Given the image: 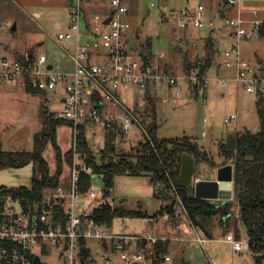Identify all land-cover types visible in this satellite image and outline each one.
<instances>
[{"label": "rangeland", "instance_id": "1", "mask_svg": "<svg viewBox=\"0 0 264 264\" xmlns=\"http://www.w3.org/2000/svg\"><path fill=\"white\" fill-rule=\"evenodd\" d=\"M82 2L93 12L101 15L107 14L112 9L109 0H82ZM124 2L129 8L127 19L131 23V31L136 30L137 34L129 32V48L136 58L140 56L141 51L146 54L156 51L158 55L153 60H158L162 67L178 74L185 71L183 64H185L184 58H187L192 62H198L192 67H195L199 73L207 45L213 46V58L204 72L208 78L204 93L193 97L186 87L182 86L181 95L177 102H174L172 90L161 88L159 92L153 91L149 98L144 97L136 103L140 91L133 88L127 92L128 104L142 114L144 121L152 115L156 116L158 136L187 135L203 150L207 160H202L201 165L196 164L194 175H213V168L220 159L221 162H225L230 158L220 156V142L224 144L229 133L235 134L237 131L245 130L255 132L259 129V111L264 112V34L255 30L250 38L240 41L241 55L250 63L257 78L255 90L250 92L235 81L234 68L225 66L223 53L216 49L219 43H224L226 46L232 43L228 30L223 26V20L217 17V0H202L206 5L207 14L216 16V27L212 30L191 27L190 32L197 38L196 46L178 44L172 27L161 20L160 10L181 6L187 2L194 4L197 0H124ZM238 8L243 9L242 14L246 18L256 17L264 21V0H241L230 6L226 13L233 15ZM35 9L40 11L39 16L33 14ZM253 10H256V16ZM224 13L220 12L221 15ZM68 25L69 12L65 0H0V54L13 56L16 53L30 51L36 56L44 52L49 61L58 63L60 69L70 70L71 61L50 38V34L55 35L61 30H66ZM259 57L261 62H258ZM257 89L263 93L257 94ZM164 94L168 97L167 101H163ZM62 96L61 88L35 93L19 86L14 79H1V148L31 150L34 134L43 128L46 114L53 113L56 116L62 114L64 107ZM235 112H237L236 122L224 120ZM79 129L78 135L82 129L95 162L102 163L101 148L105 143L106 130L92 124L80 126ZM75 134V128L71 123H59L55 126L53 137L51 136L52 138L50 137L45 144L43 157L49 174H57L60 169L57 185L48 186L51 190L67 189L73 157L74 163L77 164L83 159L86 160V153L78 148V144L74 147ZM113 143L116 151L126 153L132 152L134 148L144 147L146 141L143 140L142 132L133 128L127 132L116 133ZM70 152L71 158L68 160L67 155ZM111 159L115 160L116 155H112ZM33 172L32 162L21 167L1 169L0 187H29ZM90 178V187L112 207L123 206L149 215L116 216L110 225L114 231L142 233L150 231L156 236L167 237L166 249L159 252V264H257L256 256L261 252L257 255L249 249L234 252L227 241L216 239L224 238L223 233L214 232V239H207L204 246L196 241L181 240L182 232H187L190 238L194 234L186 222L184 211L181 216L175 212L177 204L182 207L180 195L173 189L171 193L174 194V199L164 197V184L160 180L153 181L148 172L114 174L112 186L107 193L101 175L94 173ZM160 208L161 213L167 210L171 216L157 215ZM229 210L231 212L229 227L234 232L240 231L242 237L246 238V229L241 222L238 203L234 197L231 198ZM218 217L219 214L206 217V228L211 230V225L219 222ZM173 222H180V225H175ZM86 243L91 250L96 251L100 242L97 239H87ZM149 246L147 244L146 248ZM146 250L148 253V249ZM165 254L170 256L169 260L164 259ZM41 258L48 264H61L55 253H42ZM142 264L155 263L152 258L147 257ZM259 264H264V257L259 259Z\"/></svg>", "mask_w": 264, "mask_h": 264}, {"label": "built area", "instance_id": "2", "mask_svg": "<svg viewBox=\"0 0 264 264\" xmlns=\"http://www.w3.org/2000/svg\"><path fill=\"white\" fill-rule=\"evenodd\" d=\"M239 2L241 0H217V17L223 20L232 40L228 46L222 44L221 52L225 66L235 70V81L252 92L257 78L250 63L241 55L240 41L250 38L255 30L259 32L264 21L246 18L241 8L233 15L226 13L230 6ZM109 3L112 9L101 15L86 12L82 0H71L68 28L50 34L71 61L70 70L60 69L44 52L36 56L30 51L13 56L0 54V80L14 79L19 86L41 91L63 90L61 116L75 128L74 147L78 144L79 127L89 124L116 133L137 128L143 140L150 142L146 121L128 104L127 92L137 88L141 92L137 95L138 103L144 97L149 98L153 91L167 88L177 100L182 86L196 97L197 88L201 87L204 93L208 83L207 76L197 73L195 67L180 74L162 68L158 60H153L158 55L156 51L149 54L141 51L136 58L129 48V32L137 35L136 30L131 31L127 19L129 8L124 0H109ZM253 14L257 15L256 10ZM160 18L172 27L180 45H197L191 27L211 30L216 27V16L207 14L202 0L161 9ZM221 82L224 81L221 79ZM147 91L149 97H146ZM162 98L168 100L166 94ZM236 119L237 112L224 120L236 122ZM94 173L85 159L77 164L73 157L67 189L51 190L47 186L34 202L25 195H13L0 188V264H34L36 256L45 262L41 254L48 252L55 253L61 264H142L148 253L140 243H155L162 238L150 231L117 232L95 218V208L107 202L92 187L83 189L81 185L82 175ZM180 202L184 214L190 218L181 198ZM160 215L171 216L167 210ZM191 223L194 240L204 246L208 236ZM87 239H97L100 242L98 250H91ZM224 239L233 251L249 249L248 241L234 232H227ZM164 259L169 260L170 256L165 254Z\"/></svg>", "mask_w": 264, "mask_h": 264}, {"label": "trees", "instance_id": "3", "mask_svg": "<svg viewBox=\"0 0 264 264\" xmlns=\"http://www.w3.org/2000/svg\"><path fill=\"white\" fill-rule=\"evenodd\" d=\"M207 47L214 51L211 44ZM216 49L219 50V45ZM202 60L200 74H204L208 63L211 61L204 56ZM184 62L185 70L198 64L197 61L192 62L187 58H184ZM25 89L35 93L41 92V90L29 86ZM197 93H201V87L197 88ZM259 116L260 123L257 131H237L233 137L232 146L228 148L224 143L222 148L226 157L234 158V198L238 203L241 222L246 229L249 250L256 255L261 252L256 256L257 264H259V259L264 257V112L262 110L259 111ZM65 122L70 123L61 115L46 114L43 128L34 134L31 150H5L0 146V170L8 167H21L30 162L34 164L32 182L29 187H0L3 192L25 195L31 202H34L41 197L43 188L57 185L60 169L57 174H49L47 163L43 157V150L48 139L53 137L55 126ZM146 124L151 141H147L142 148H134L133 151L131 150L132 152L116 151L113 143L116 132L107 131L104 146L101 148L103 160L100 164L95 162L81 129L78 135V148L86 153V162L93 167L94 172L102 176L105 192L107 193L112 186L114 174L123 172L136 174L145 171L151 175L153 181H162L164 197L174 199V194L171 192L175 189L187 209L190 208L193 212H199L210 207L206 199L188 195L185 187L173 185L174 179L180 172L182 153L191 154L197 161L199 158H207L203 150L187 135L180 137L158 136V122L155 115L147 119ZM112 155H116L115 160L111 159ZM67 158L70 160L71 152L68 153ZM90 180L89 175H82L81 185L83 189L90 187ZM161 211L160 208L157 215L161 214ZM121 215L149 216L145 212L126 209L123 206L112 207L108 202L101 204L94 210L95 218L108 225L112 224L114 217ZM206 217L208 216L200 214L197 218L206 225ZM166 242V240L160 239L155 243L141 242L140 246L148 249L147 257L152 258L155 264H159V252L166 249ZM147 244L150 246L146 248Z\"/></svg>", "mask_w": 264, "mask_h": 264}, {"label": "water", "instance_id": "4", "mask_svg": "<svg viewBox=\"0 0 264 264\" xmlns=\"http://www.w3.org/2000/svg\"><path fill=\"white\" fill-rule=\"evenodd\" d=\"M110 16L106 18L105 22H108ZM15 26L13 25V28ZM259 32L264 34V23L260 25ZM10 51V49H9ZM214 51L207 47L205 50L204 57L208 59L213 58ZM258 62H261V58H258ZM262 91L257 89V94H261ZM146 97H149V92H146ZM234 134L229 133L226 140L228 148L232 146ZM228 158L225 162L217 163L213 168V178H196L194 175V157L184 152L181 156L180 161V172L179 175L174 179L176 186L185 187L188 195H193L196 198L206 199L207 202H214L210 207L204 208L199 212H193L192 209L188 210V215L191 221L198 225L202 231L211 237L210 232L206 228V225L198 220V215H216L221 214L222 219H229L231 212L229 206L231 204V198L234 195V165L229 162ZM84 249V246H82ZM34 264H47L42 262L38 256L34 259ZM140 264V263H134Z\"/></svg>", "mask_w": 264, "mask_h": 264}, {"label": "crops", "instance_id": "5", "mask_svg": "<svg viewBox=\"0 0 264 264\" xmlns=\"http://www.w3.org/2000/svg\"><path fill=\"white\" fill-rule=\"evenodd\" d=\"M70 1L71 0H65V3H66V5L67 6H69V4H70ZM84 6V9H85V11L86 12H88V13H96V12H93L92 11V9L90 8V7H86L85 5H83ZM33 14L35 15V16H39L40 15V11H38V10H34L33 11ZM222 44H224V43H219V50H221V47H222ZM225 45V44H224ZM9 49H11V48H9ZM69 59V58H68ZM70 61V60H69ZM162 68H164V67H162ZM164 69H167V68H164ZM167 70H169V69H167ZM171 71V70H170ZM173 100H174V102H177V100H175V97H173ZM106 133H107V131H106ZM106 137V136H105ZM224 143H226V140H225V142ZM98 146L99 147H102L100 144H98ZM222 146H223V143H221L220 142V145H219V154H220V156H225L224 154H223V152L221 151V149H222ZM202 160H207V159H205V158H202V159H200V160H197V161H195L194 160V166L196 167V164L198 163L199 165H201L202 163H201V161ZM221 160L222 159H220V161H219V163H221ZM232 160H233V158H230V161L229 162H231L232 163ZM195 177L196 178H213V175H203V176H201V175H199V174H196L195 175ZM183 209H182V207H180L178 204L176 205V208H175V212L178 214V215H180L181 216V214H183ZM185 215V214H184ZM186 216V215H185ZM186 218V222L188 223V225H189V227L191 228V230L193 231V229H192V223H191V219L190 218H188V216H186L185 217ZM219 222L217 223V224H212L211 225V230L210 229H208V231L210 232V234H211V237H208V239H214L213 238V233L214 232H216V233H223V234H226L227 232H234V231H232V229L229 227V225H230V223H231V217L229 218V219H222V217L220 216V214H219ZM175 219H176V217L174 216V221H175ZM234 221V220H233ZM183 222V221H182ZM235 222V221H234ZM173 223H175V225H180V222H178V223H176V222H173ZM213 229V230H212ZM235 233V235L237 236V237H241V238H243L242 237V235H241V233H240V231L238 232H234ZM181 237H180V239L181 240H187V241H195L194 240V235L190 238L188 235H187V232H182V234L180 235ZM160 238H162L161 240H163V241H165L166 239H167V237L166 236H160ZM216 239H221V240H224V241H226L224 238H220V237H217ZM244 239H246V238H244ZM230 249H231V246H230ZM232 250V249H231ZM233 251V250H232ZM236 251H239V250H235L234 252H236Z\"/></svg>", "mask_w": 264, "mask_h": 264}, {"label": "flooded vegetation", "instance_id": "6", "mask_svg": "<svg viewBox=\"0 0 264 264\" xmlns=\"http://www.w3.org/2000/svg\"><path fill=\"white\" fill-rule=\"evenodd\" d=\"M214 202H208V204L211 206L212 204H213ZM220 216H221V214H220Z\"/></svg>", "mask_w": 264, "mask_h": 264}]
</instances>
